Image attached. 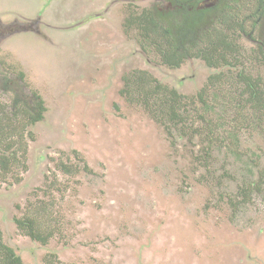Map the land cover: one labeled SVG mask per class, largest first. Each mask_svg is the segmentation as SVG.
I'll return each mask as SVG.
<instances>
[{
    "label": "rangeland",
    "instance_id": "obj_1",
    "mask_svg": "<svg viewBox=\"0 0 264 264\" xmlns=\"http://www.w3.org/2000/svg\"><path fill=\"white\" fill-rule=\"evenodd\" d=\"M225 3L191 42L221 29ZM144 8L159 19L177 10L174 0H20L5 13L12 27L0 22V103L18 97V112L41 116H15L0 139V237L23 264H264V179L240 209L229 206L245 166L255 177L264 168V111L250 112L237 79L243 71L264 86V23L257 42L235 30L236 62L187 56L173 67L123 26ZM133 72L183 95L182 132L121 94ZM28 215L50 232L45 243L17 225Z\"/></svg>",
    "mask_w": 264,
    "mask_h": 264
},
{
    "label": "trees",
    "instance_id": "obj_2",
    "mask_svg": "<svg viewBox=\"0 0 264 264\" xmlns=\"http://www.w3.org/2000/svg\"><path fill=\"white\" fill-rule=\"evenodd\" d=\"M235 3L237 4V1ZM237 5L235 8H230L232 10H227V13L222 12L219 23L221 25L225 22L229 24L228 26L231 29L242 31L245 30V21L241 19V21H237V19H234L237 16L233 14L238 11L239 6ZM207 22L208 17L203 12L196 14L192 12L190 16L185 13L180 15L167 12L159 19L150 9L144 8L136 13L130 12L123 26L126 30L133 29L139 32L141 44L153 48L157 55L160 56V62L168 66H178L187 56L200 57L208 66L212 67L230 64V61L228 62L229 59H233L236 62L238 58L236 55V44L232 43V38L224 36L220 29L205 30L203 35L194 42L187 38L191 33L206 26ZM180 39L186 40L189 45L184 46ZM232 50H235L234 56L231 55ZM237 79L242 84L240 95L245 94L246 97L244 99L249 105L250 112L258 114L259 117L262 116L264 111V86L260 78H253L248 73L240 71ZM210 81L219 84L222 80L220 75L214 74L210 77ZM120 92L125 98L141 104L155 121L167 128L168 132L171 129L182 132L184 129L183 125L188 115L185 112V107H183V95L174 88L163 85L142 72H133L124 78ZM34 96L35 107L37 106L42 110V100L36 93H34ZM199 96L203 103L201 95ZM19 114L25 116V119L27 117L30 123L41 118L40 115L34 116V113H30L24 104ZM15 116H17L15 112H13L12 116H8V114L0 115V139L6 138L13 131L10 128L12 127L11 124L15 122L12 121ZM229 136L232 139L229 140L228 146L231 145V151L238 158L239 155L236 153L238 146L237 135L232 132ZM11 157L14 158V153ZM11 157L9 158L12 159ZM255 160H250L249 163H254L256 162ZM0 163H7L3 156L0 157ZM59 167L63 172H72L70 165L68 168L67 165L60 164ZM245 167L247 171L244 172L242 170L240 172V184L237 186L234 195L229 197V206L232 209H240V206H243L250 198L251 193L259 192L260 186L263 184L264 168L258 171L255 177L251 172V166L250 168L249 165ZM16 223L25 230L30 238L41 243H45L50 236V232L47 231L45 234L37 227L31 215L24 217L23 220H16ZM0 264H23L20 257L2 242L1 237Z\"/></svg>",
    "mask_w": 264,
    "mask_h": 264
},
{
    "label": "flooded vegetation",
    "instance_id": "obj_3",
    "mask_svg": "<svg viewBox=\"0 0 264 264\" xmlns=\"http://www.w3.org/2000/svg\"><path fill=\"white\" fill-rule=\"evenodd\" d=\"M182 1L184 2L183 4L177 0H174V5L177 7V10L174 11L170 10L169 13L173 12V14H180V15H183V13H185L190 16V13L192 12H194V14L203 12L205 13V15H208L209 13H211L213 9L212 7H214L216 3H219L223 0H204L203 1V4L205 5L204 7L199 6V4H194L193 6L192 1L195 2L196 0H182ZM225 1L229 2V3H225L227 10H230L231 6L235 7L238 4L237 5L239 6L238 10L241 9L242 12H246V14L241 18V20L245 21L244 25L245 24L247 25V23L249 24L250 30H247L245 25V30L239 32L242 35L248 36V38L251 39L252 41L257 42L258 35L256 32H258V30L255 27L257 24H259V22L264 23V0H225ZM235 1H237V4L235 3ZM19 2L20 0H0V6L3 7V12H0V22L4 23L7 21L6 23H8L10 27H12L8 19L5 17V13H9L12 15L17 14L18 11L16 10V5ZM227 4H229V7L227 6ZM227 10H225L224 13H227L228 12ZM228 25L229 24L224 22L220 25L221 29L220 28L219 29L222 30L224 36H226L227 38H231L232 36L235 35L234 32L237 29L235 30L231 29ZM20 75L21 74H19V76ZM13 98L14 99L12 100V107L11 106L4 107V105L0 103L1 116H3V114L5 115L8 114V116H12L13 112L17 113V116L19 115L18 103H20L22 100L18 97H13Z\"/></svg>",
    "mask_w": 264,
    "mask_h": 264
},
{
    "label": "bare ground",
    "instance_id": "obj_4",
    "mask_svg": "<svg viewBox=\"0 0 264 264\" xmlns=\"http://www.w3.org/2000/svg\"><path fill=\"white\" fill-rule=\"evenodd\" d=\"M9 12V11H8ZM18 16V15H17ZM20 17V16H19ZM16 19V18H15ZM30 21V20H29ZM14 22V21H13ZM17 22V21H16ZM10 23V22H9Z\"/></svg>",
    "mask_w": 264,
    "mask_h": 264
}]
</instances>
